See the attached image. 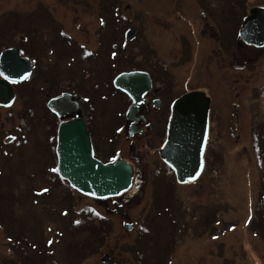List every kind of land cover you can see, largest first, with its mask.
<instances>
[{
	"label": "rangeland",
	"instance_id": "1",
	"mask_svg": "<svg viewBox=\"0 0 264 264\" xmlns=\"http://www.w3.org/2000/svg\"><path fill=\"white\" fill-rule=\"evenodd\" d=\"M0 1V10L19 4L9 33L28 41L37 69L42 67L33 74L30 67L32 76L21 85L26 98L14 108L7 102L8 94L0 95L8 103L0 106L10 107L0 108V264H101L107 250L122 264H264V47L241 41L238 51L250 56L248 63L234 65L229 57L243 16L252 7H264V0H125L117 24L110 18L109 0ZM174 9L192 15L188 21L174 22L178 20ZM49 11L65 23L73 45L60 41L56 23L61 21L51 19ZM135 11L137 16L131 18ZM170 11L169 16L150 14ZM155 19L160 22L155 24ZM132 24L136 41L153 37L170 57L174 41H190L192 49H197L196 41H227L228 58L219 57L205 69L201 64L193 73L176 72L183 92L201 90L214 101L211 122L208 112L202 174L193 183L179 185L169 168L150 165L146 183H140L138 172L132 190L118 198L128 215L122 218L108 210L113 208L109 200L82 198L70 203L72 188L55 174L56 124L47 129L45 142L44 123L15 111L21 101L25 109L37 106L32 97L48 94L51 89L46 85L59 92L73 81L70 90L76 89L78 99L90 96L98 104L100 119L117 124L123 101L112 90L108 66L101 68L106 51L99 48L96 55L92 43L123 41L120 32ZM2 26L7 33V25ZM79 44H84V53ZM236 100L241 101V111ZM236 111L239 115L233 116ZM29 126L33 132L28 142L22 141ZM69 203L81 211L75 214ZM90 204L109 222L96 219L94 208L86 212ZM125 219L135 223L129 233L121 226Z\"/></svg>",
	"mask_w": 264,
	"mask_h": 264
},
{
	"label": "flooded vegetation",
	"instance_id": "2",
	"mask_svg": "<svg viewBox=\"0 0 264 264\" xmlns=\"http://www.w3.org/2000/svg\"><path fill=\"white\" fill-rule=\"evenodd\" d=\"M45 2L47 1L45 0ZM98 2H100V0H98ZM124 2L125 0H109L108 8L109 13L111 12L110 18L112 19L114 24H117L115 23V20L117 18H119V20L121 19L120 12L121 10H123ZM18 5L19 4L13 5L12 3V7H9L6 10H0V66L8 65L7 67H9L10 65H12L14 69L17 68L18 70H20L19 60L24 58L29 60L30 67L32 66L31 69L33 68V74V72L36 71L38 65L35 62V56L32 55L30 48L26 45L28 41H19V37L16 32L9 33L11 31V28L15 27ZM125 6H128V8H130V11L132 10V6L130 4H126ZM136 11L131 14V18L133 16H137ZM172 11L164 13L160 12L156 14L155 12H153L150 14L152 16H169L172 15ZM48 13L51 19L55 17L58 22L61 21L59 23H56L58 25L56 34L59 36L60 41H70V43L73 45V43L71 42L73 40H71L68 33L65 31L67 28V26L64 25L65 23H63L56 14H50V11ZM188 14L192 15V12H184L174 9V15L178 18V20L174 22L188 21V18L191 17ZM125 17L126 16H123L122 19L124 20ZM159 22L160 19H155V24H158ZM106 23V20L101 22V28H104V26H106ZM2 24L7 25V33L3 31ZM73 24L75 25V27L79 25L78 18H74ZM183 24L185 23L183 22ZM240 25H238L237 27V36ZM133 26V24L132 26H127L120 32L123 41H93L92 43L97 49L96 55L99 54V48H103V50L106 51L107 57L105 58L104 55L106 54H104V58L100 61V63L102 64L101 68L108 66L109 70L111 71V75H113L111 80L114 87H112V90H115L120 95L123 101V109L120 108L122 109V111L120 113V117L117 119V124L112 125L109 121L100 119V116L102 115L100 114V109L97 106L98 104L95 102V100L91 99L90 96H88L87 99L79 96L81 100L78 99V94L75 92L76 89L74 90V92L70 90V88L74 85L73 81H69L72 82V85H69L59 92H53L52 87H50L51 85H46L47 89H51L52 92L50 91L48 94H43V96L32 97V100H36L37 106H33L30 109H25L23 107V101H21L19 105V111H15V113L18 112L19 116L21 117L32 116L36 118H34L36 121H42V123H44V127L46 128V130L44 129L45 142L47 140L46 134H50L47 129L53 128L54 124H56L55 129L57 130L61 123L69 122L74 119H82L90 137L94 157L98 160H101L102 162H112L115 160H124L129 162L131 165H133L134 168V184L135 180L138 179H136L138 172L142 178H139L140 183L142 180L146 183L147 174L149 175L148 169L150 168V165L158 164L161 165L164 169L168 168V166H166L160 158V147L166 139L167 122L170 116L171 104L176 98L185 93V91L183 92L178 86V77L176 72L183 70L186 73H193L194 71H198L197 69L200 68L199 66L201 64L202 68L205 69V66L209 67V65L211 64L209 62L213 63L215 60L219 59V57H222V59L226 61V58H228V56L226 55L225 51L227 41H196L197 49H192L190 41H174V43H176V48L174 49L173 54H170V57L169 55H166L164 53V50L161 49L158 41H154L153 37L146 38L144 41H136L138 34ZM129 31L132 32L130 35ZM192 32L193 29L190 28L189 33L192 34ZM183 33L186 34L185 29ZM238 39L235 40V47L232 50L233 54L229 57L232 59V62H234V65H236V63L238 65H243V62L247 64L248 60L246 58H249L250 56L246 55L243 51H238L240 42L242 41L240 38ZM84 47V44H79L78 46V48L83 50L82 53H84ZM79 53L81 55L80 51ZM3 54L6 56L5 59L2 57ZM29 54L32 56H30ZM80 58L81 56L78 59ZM82 59L83 58H81L82 65L86 66L84 65ZM39 66L41 67L40 64ZM40 67L39 69H37L38 71L40 70ZM129 72L146 73L150 78V87L142 97L144 101H142L138 105V108L133 117L128 119L126 117V111L131 104V99L126 93L115 87L114 78L121 73ZM90 74L92 75L91 72ZM26 79L22 81L8 80L12 86V91L14 93V97L10 107L14 108V105L19 101L21 97L22 100L26 98L21 95V85H25L29 78L27 80ZM0 80H5V77L1 73V70ZM75 84L77 83L75 82ZM206 85H209V83H206ZM91 86L94 87L93 82ZM192 90L194 89L192 88ZM205 93L210 98L209 122H211L215 109V106L213 105L214 101L212 97L207 94V92ZM60 94H66V96H68V100L75 104H70L63 116L55 114L47 106V103L50 99ZM98 96L99 98H102V93H99ZM240 102V100H236L238 111H241ZM38 107L40 108L39 110ZM0 108L8 109L3 106H0ZM10 114H7V117L11 119V117H14V115L11 112ZM235 114L239 115L237 111L233 114V116ZM113 117L115 118L114 115ZM53 118H55L56 122L55 120H52ZM32 128L33 127L29 126L28 131L24 132L25 135L21 134L22 141L25 140V142H28V136L33 132ZM17 138L19 139V137ZM49 139L51 140V137H49ZM12 141L15 142L17 140H15L13 137ZM56 159L55 161H57ZM55 164H57V162ZM60 181L62 182L61 179ZM125 194L127 193H124V195ZM150 195H152V197L154 196V194L151 193L149 194V196ZM80 197L84 196L81 195ZM118 198L107 200H109L111 204L117 201L118 203L123 205V203L120 202ZM108 210L111 211V208L108 207ZM103 216L106 217V215ZM171 218H173V213ZM133 229L134 228H132L131 231ZM131 231H128L127 233ZM107 252L109 253L104 252L103 254H108L111 257L112 261L122 264L119 259L112 255V250H107Z\"/></svg>",
	"mask_w": 264,
	"mask_h": 264
},
{
	"label": "water",
	"instance_id": "3",
	"mask_svg": "<svg viewBox=\"0 0 264 264\" xmlns=\"http://www.w3.org/2000/svg\"><path fill=\"white\" fill-rule=\"evenodd\" d=\"M132 32L129 31V35ZM239 38L257 48L264 47V7L255 6L243 17ZM2 57L5 59V55ZM1 62V58H0ZM8 66V65H7ZM0 66L5 80H0V95L8 94L12 103L14 93L9 81H21L29 74L30 63L19 60L20 70L13 66ZM20 73V77L17 73ZM9 80V81H8ZM140 85V88L137 85ZM116 88L124 91L132 100L126 117L132 118L149 90V78L141 72L121 73L114 79ZM0 96V105H7ZM210 99L202 91H190L175 99L170 108L167 122V137L160 148L161 159L174 172L179 184L195 181L203 169V153L208 135V112ZM75 105L66 94L52 98L47 106L63 116L68 106ZM75 107V106H74ZM57 174L80 194L94 199L113 198L126 192L133 179V166L124 160L103 163L94 157L89 134L83 120L60 124L56 139ZM115 210L122 216V206L114 203ZM127 230L131 225L124 224ZM102 264L114 263L108 255H103Z\"/></svg>",
	"mask_w": 264,
	"mask_h": 264
},
{
	"label": "trees",
	"instance_id": "4",
	"mask_svg": "<svg viewBox=\"0 0 264 264\" xmlns=\"http://www.w3.org/2000/svg\"><path fill=\"white\" fill-rule=\"evenodd\" d=\"M73 190V189H72ZM81 195L79 194V193H77L75 190H73V193H72V197H67L68 199H69V202L71 203L72 201H77L78 200V203H79V199H82V198H87V197H80ZM66 198V197H65ZM70 203L68 204L69 205V210H73V212L75 213V214H78L81 210L80 209H78V210H74L73 209V207H71L70 206ZM88 206H93L92 204H90V205H88ZM87 206V208H85V211L86 212H91L92 211V208H94L95 209V211H96V213H97V216H96V219H103V220H105L106 222H109L108 221V219H106L104 216H103V214L100 212V208H96V207H88ZM68 210V211H69ZM168 214H171V217H172V213L171 212H169Z\"/></svg>",
	"mask_w": 264,
	"mask_h": 264
},
{
	"label": "bare ground",
	"instance_id": "5",
	"mask_svg": "<svg viewBox=\"0 0 264 264\" xmlns=\"http://www.w3.org/2000/svg\"><path fill=\"white\" fill-rule=\"evenodd\" d=\"M31 70H32V69H31ZM31 70H30V69L27 70V71H29V74L27 75V77H29V75H30V73H31ZM27 77H26V78H27ZM147 77L149 78L148 75H147ZM26 78H25V79H26ZM23 80H24V79H23ZM21 81H22V80H21ZM149 84H150V78H149ZM137 87L140 88V85L138 84ZM149 87H150V86H149ZM11 89H12V86H11ZM12 90H13V89H12ZM145 93H146V92H145ZM143 95H144V94H143ZM142 97H143V96H142ZM138 105H139V104H138ZM204 154H205V152H204ZM204 154H203V158L205 157ZM115 161H116V160H115ZM112 162H114V161H112ZM202 172H203V171H202ZM201 174H202V173H201ZM201 174H200V175H201ZM200 175H199V177H200ZM199 177H198V178H199ZM131 190H132V187H131L128 191H131Z\"/></svg>",
	"mask_w": 264,
	"mask_h": 264
},
{
	"label": "snow or ice",
	"instance_id": "6",
	"mask_svg": "<svg viewBox=\"0 0 264 264\" xmlns=\"http://www.w3.org/2000/svg\"><path fill=\"white\" fill-rule=\"evenodd\" d=\"M44 191H47V189H45Z\"/></svg>",
	"mask_w": 264,
	"mask_h": 264
}]
</instances>
